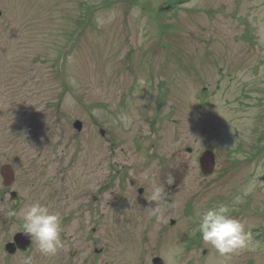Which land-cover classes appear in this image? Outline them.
<instances>
[{"label":"rangeland","instance_id":"1","mask_svg":"<svg viewBox=\"0 0 264 264\" xmlns=\"http://www.w3.org/2000/svg\"><path fill=\"white\" fill-rule=\"evenodd\" d=\"M180 4L0 0V168L10 164L19 177L7 188L0 175V264H26L11 258L5 243L32 203L60 210L64 220L94 194V211H101L103 178L88 167L101 156L111 168L110 215L94 214L92 242L66 222L75 238L62 241V260L52 264H81L92 247L108 251L92 264H152V248L120 247L115 213L117 193H133L128 178L140 185L148 176L144 162H152L154 180L145 181L151 192H173L168 217L181 216L189 228L186 254L180 242L163 248L168 264H264V151L251 155L264 144V0ZM208 149L216 154L211 176L199 165ZM122 166L120 181L114 171ZM166 170L173 175L164 189ZM236 197L231 214L251 232L254 250L221 256L202 240L197 213L233 206Z\"/></svg>","mask_w":264,"mask_h":264},{"label":"flooded vegetation","instance_id":"2","mask_svg":"<svg viewBox=\"0 0 264 264\" xmlns=\"http://www.w3.org/2000/svg\"><path fill=\"white\" fill-rule=\"evenodd\" d=\"M102 136L106 140V143L108 142L107 136H105L104 130L102 131ZM109 143V142H108ZM252 147V146H251ZM264 151V144L263 142L258 145L254 146V149L251 150V155L253 158L257 157L261 154V152ZM91 155L94 154V150L90 151ZM105 157L102 158L101 161L98 162L94 166H88L90 168L91 173H96L101 175L103 178V197H102V209L99 211L98 209L94 211V201L98 199L97 196L94 194H91L88 197L83 198L79 203L74 204L75 207L69 213V216L67 219L62 220L61 219V241H63L65 244L68 243V239L74 240L75 235L78 231H81L84 234V239L87 240L88 238L90 241H94V235L93 233L97 231L95 226L93 225L94 220V214H99L102 216H106L107 214L110 215V191H109V185H110V166H109V160ZM152 162H144L141 168L143 169V172H147L148 176L143 180V184H138V181H136L135 178H128V187L130 189L133 188V193L131 192L130 197H125L123 193H117V196L115 198L118 209L116 210V217H117V225L122 229L123 231V237L122 240L119 242L120 247H128L130 245H142L144 248H152V256L151 261L152 264H168V261L166 260L164 254H163V248L168 246L167 249H170L171 251L173 249H179L176 245L177 243H182V249L185 254L188 248L190 247V234L188 233L189 228L188 226H184L182 224V218L179 215L169 216L168 214L172 212V206H173V192L172 191H162L161 192V199L160 202H156V200L152 199V193L149 185L146 184L147 181H151L153 179V173L150 172L148 169L150 167ZM217 166V163H216ZM126 167L122 166L117 171H114L118 177H120V181L122 178L126 177L125 174ZM217 169L215 168L214 172L211 174L213 175ZM166 175L162 174L164 176L162 179L165 182V185H163V188L165 189L166 185H168L167 180L172 178V171L166 170ZM203 174V173H202ZM0 175L3 179L4 186L14 187L15 184H17V180L19 177H17V174H15L14 169L11 167L10 164L2 165L0 168ZM136 175V173H135ZM158 175V174H157ZM205 175V174H204ZM211 175H205V176H211ZM137 176V175H136ZM156 176V173H155ZM157 177V176H156ZM155 177V179H156ZM140 179V177H138ZM264 179V177H263ZM154 180V179H153ZM126 186V183L124 184ZM136 186V189L134 187ZM174 187L171 188L173 190ZM11 199L15 201L18 197V192L13 190L10 193ZM131 201L132 203H129ZM190 204V203H189ZM60 206V204H59ZM70 206V204H69ZM133 206V207H128ZM57 208H60L56 206ZM17 208V205H15L12 208V212L14 209ZM63 208V207H62ZM69 208V207H68ZM63 208V209H68ZM165 208V213L162 214L161 210ZM56 212L59 214L60 210H56ZM177 212V211H176ZM61 216V215H60ZM75 217H78V221H73ZM165 217V218H163ZM163 220V222H162ZM70 223L69 229L71 228L74 232L73 234L70 233L69 229H66V222ZM168 221V222H167ZM102 225L104 227H107L106 222L104 220L101 221ZM159 225V226H158ZM76 227L77 230H74L73 227ZM67 233H70L67 238ZM108 234V232L106 231ZM26 238L27 236L22 232V228L15 229L11 232L7 242L5 243V249L8 255L11 258H15V260H18L20 258H27L26 264H52L60 262L61 255L63 252L61 251V248L55 255H44L39 252L38 246L35 244L34 241H31V243L27 244V242H24L23 238ZM81 239V238H80ZM89 242V241H88ZM192 245L199 244V241L192 240ZM12 244L13 246H10L8 248V245ZM122 245V246H121ZM93 251L86 252V256L81 261V264H87V263H93L94 260H97V257L99 255L103 256L106 254V257L108 256V251L106 248H97L92 247ZM105 252V253H104ZM207 249L203 250V255L205 257V263H208L209 260V253ZM71 255V253H69ZM184 261V258H181V262ZM40 262V263H39ZM127 264H130L129 261H127ZM22 264V261H21ZM142 264H145V259H143Z\"/></svg>","mask_w":264,"mask_h":264},{"label":"clouds","instance_id":"3","mask_svg":"<svg viewBox=\"0 0 264 264\" xmlns=\"http://www.w3.org/2000/svg\"><path fill=\"white\" fill-rule=\"evenodd\" d=\"M141 85L144 81H139ZM121 120L125 126L129 123L127 116ZM161 192L156 189L152 199H160ZM236 197L233 206L220 203L197 213L198 227L205 244L214 248L221 256H227L242 249L254 250L252 234L246 231L245 224L233 216L234 205L240 203ZM9 215H15L14 212ZM22 232L34 241L40 253L55 255L62 247L61 218L58 213L50 211L46 205L34 202L23 210Z\"/></svg>","mask_w":264,"mask_h":264},{"label":"water","instance_id":"4","mask_svg":"<svg viewBox=\"0 0 264 264\" xmlns=\"http://www.w3.org/2000/svg\"><path fill=\"white\" fill-rule=\"evenodd\" d=\"M1 15V12H0ZM74 127L77 130H82L83 124L80 121H76L74 124ZM201 167L205 174H211L215 168V156L213 152L207 151L205 152L202 157L200 158ZM24 242H27V244L31 243V239L27 236L26 238H23ZM10 246H13L12 244L8 245V248Z\"/></svg>","mask_w":264,"mask_h":264}]
</instances>
